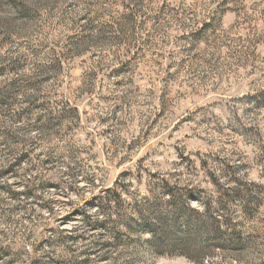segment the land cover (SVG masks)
Returning <instances> with one entry per match:
<instances>
[{"label": "rangeland", "instance_id": "obj_1", "mask_svg": "<svg viewBox=\"0 0 264 264\" xmlns=\"http://www.w3.org/2000/svg\"><path fill=\"white\" fill-rule=\"evenodd\" d=\"M16 156L0 182L40 191L0 192V264L100 196L176 228L213 215L221 249L156 256L134 225L79 264H264V0H0V169Z\"/></svg>", "mask_w": 264, "mask_h": 264}, {"label": "trees", "instance_id": "obj_2", "mask_svg": "<svg viewBox=\"0 0 264 264\" xmlns=\"http://www.w3.org/2000/svg\"><path fill=\"white\" fill-rule=\"evenodd\" d=\"M35 129L41 132L45 128ZM21 160V156H16L7 164L5 169L1 168L0 178L6 176L9 172L11 173L13 168L21 163ZM41 163H53V158L49 156ZM76 168L77 167L74 165V167L72 166L66 171V174L72 178V181H75V176L77 174L75 171ZM34 181L37 182L34 183ZM34 181L31 182L30 185L25 186L26 190L23 192L15 191L10 188V186L0 182V192L6 194L11 200L21 201L19 198L20 195L28 199L33 195L31 192L40 191L37 188L40 185L39 179L36 178ZM110 192V189H106V193ZM112 192L114 195L116 194L118 198L122 194L121 190L117 188L112 190ZM96 199H101V203L98 207V209H100L98 212V215H100L99 218L93 220L91 214H88L86 211L82 212L81 210H77L78 214L76 215H82L84 227L80 230H74L73 233L67 234H62L63 231H58V229L55 228L50 229L49 232L52 231V233L47 236L42 233L44 235L32 244L29 251H27L29 257L27 264H61L67 261L74 264L85 263L88 261V256L91 254L105 253L109 249H116L122 245L120 242V234L128 232L129 229L132 230L134 225L140 227V234H148V237L143 240L148 244V247L156 256L173 255V252L181 251L184 253H179L180 255H184L190 260L198 262L203 261L213 250L221 249L217 244V241L220 239L218 236L220 234V228L216 224L218 219L213 217V215L208 214L206 215L207 217L195 221L189 220L187 223L182 224L181 228H176L173 222L174 218L171 219L168 215L167 218H169V220H164L165 217L160 218L161 214L156 216L155 210H151V208H146L143 211L139 210L140 212L137 213L138 217L129 218L124 212H120L118 207L117 209L114 208L113 204H116L115 200L104 196L97 197ZM46 203L50 204L48 201H46ZM1 205L2 207L4 206L3 200L0 201V209ZM8 212L9 213L6 215H9L11 211ZM169 213L170 212H167V214ZM6 215L2 214V217ZM122 227L123 230L120 229ZM91 231H98L100 236L93 238L92 242L90 241L91 245L89 247L78 251L75 244H77V241L81 242L91 237L89 235ZM200 235H206V240L199 242L198 238ZM171 237L178 240L179 244H175V240ZM209 240H211V243H209ZM61 247L70 256L69 260L60 259L54 252V249ZM77 256L83 257L80 262H76ZM44 260L46 262H44ZM106 260L107 258L105 261Z\"/></svg>", "mask_w": 264, "mask_h": 264}]
</instances>
